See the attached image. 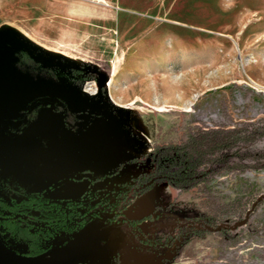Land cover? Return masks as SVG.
Wrapping results in <instances>:
<instances>
[{
  "label": "rangeland",
  "instance_id": "obj_1",
  "mask_svg": "<svg viewBox=\"0 0 264 264\" xmlns=\"http://www.w3.org/2000/svg\"><path fill=\"white\" fill-rule=\"evenodd\" d=\"M115 1L0 0V28H23L26 43L50 48L52 55L73 53L61 63L98 67L95 92L110 70L109 96L123 107L103 93L89 99L94 126L86 134H98L83 144L92 156L81 158L86 160L81 164H71L72 158L65 170L109 166L193 120L264 123V0H120L128 11ZM117 14L127 17L116 21ZM21 59L32 62L25 53ZM92 82L78 86L85 91ZM181 89L188 94L178 100ZM170 94L174 99L163 97ZM261 131L236 144L223 165L212 167L205 187L193 190L196 202L202 200L207 214L220 220H235L250 210L242 226L200 239L206 249L191 242V259L197 248L202 251L198 264H264ZM72 137L65 131L60 143Z\"/></svg>",
  "mask_w": 264,
  "mask_h": 264
},
{
  "label": "flooded vegetation",
  "instance_id": "obj_2",
  "mask_svg": "<svg viewBox=\"0 0 264 264\" xmlns=\"http://www.w3.org/2000/svg\"><path fill=\"white\" fill-rule=\"evenodd\" d=\"M98 69L78 65L65 75L80 85L96 79ZM93 116L88 110L68 113L63 122L87 127ZM232 126L193 120L109 166L77 165L54 185L1 181L0 240L15 254H44L56 264H198L202 251L197 248L191 259V242L206 249L200 239L240 227L250 214L248 208L241 218L220 220L193 193L236 147L205 151V131Z\"/></svg>",
  "mask_w": 264,
  "mask_h": 264
},
{
  "label": "water",
  "instance_id": "obj_3",
  "mask_svg": "<svg viewBox=\"0 0 264 264\" xmlns=\"http://www.w3.org/2000/svg\"><path fill=\"white\" fill-rule=\"evenodd\" d=\"M24 33L26 30L19 26L0 28V182L54 185L69 174L64 165L89 154L83 141H94L98 134H86L93 122L87 127L67 128L63 116L84 110L94 113L89 99L99 93L115 103L108 92L110 70L97 84V91L89 94L66 78L65 71L78 67L61 63L70 59L72 52L52 55L50 48L26 43L29 39ZM22 53L32 62L23 61ZM65 131L73 137L60 145ZM41 256H20L0 240V264H56L50 257ZM120 264L135 263L122 259Z\"/></svg>",
  "mask_w": 264,
  "mask_h": 264
},
{
  "label": "trees",
  "instance_id": "obj_4",
  "mask_svg": "<svg viewBox=\"0 0 264 264\" xmlns=\"http://www.w3.org/2000/svg\"><path fill=\"white\" fill-rule=\"evenodd\" d=\"M248 126L233 125L229 128H210L205 131L203 140L208 143L205 151L213 153V151H218L232 147L238 143L244 142L245 139L253 138L255 134L264 128L263 124H258V122L249 123ZM262 132V131H261ZM209 143H211L209 145Z\"/></svg>",
  "mask_w": 264,
  "mask_h": 264
},
{
  "label": "crops",
  "instance_id": "obj_5",
  "mask_svg": "<svg viewBox=\"0 0 264 264\" xmlns=\"http://www.w3.org/2000/svg\"><path fill=\"white\" fill-rule=\"evenodd\" d=\"M116 2V4H118V5H120V6H122L121 8L123 9V10H126V11H128L127 10V8L125 7V5L123 6V5H121V3H120V0H116L115 1ZM121 10V9H120ZM122 17H127L125 14H123V15H121V17L120 16H118V14H117V18H116V21H117V19H121ZM103 50V49H102ZM182 90V89H181ZM184 91L182 90V93H180L179 95H178V100H182V99H184V97H186L187 96V94L188 93H183ZM136 96H139V95H136ZM136 96H134V97H136ZM133 97V98H134ZM163 97H165V98H167V99H174V96H172L171 94L170 95H166V96H163ZM144 99V98H143ZM144 100H147V99H144ZM165 103H170V102H165ZM172 105H179V104H177V103H171ZM62 144H64V143H60V145H62ZM89 155L88 154H86V156L85 157H88ZM84 157V158H85ZM86 160L84 159V160H81V159H74V160H72L70 163L71 164H81V163H83V162H85ZM63 168H64V166H63Z\"/></svg>",
  "mask_w": 264,
  "mask_h": 264
},
{
  "label": "bare ground",
  "instance_id": "obj_6",
  "mask_svg": "<svg viewBox=\"0 0 264 264\" xmlns=\"http://www.w3.org/2000/svg\"><path fill=\"white\" fill-rule=\"evenodd\" d=\"M113 73H114V72H113ZM110 81H111V79L108 81V84H107V85L110 84ZM108 87H109V86H108ZM85 88H86V89H85L86 92H89V91H90V92H95L94 89H93V86H92V85L90 86V84H88L87 87H85ZM110 97H111V96H110ZM111 98H112V97H111ZM121 105H122V104H121ZM159 109H160V108H159Z\"/></svg>",
  "mask_w": 264,
  "mask_h": 264
},
{
  "label": "built area",
  "instance_id": "obj_7",
  "mask_svg": "<svg viewBox=\"0 0 264 264\" xmlns=\"http://www.w3.org/2000/svg\"><path fill=\"white\" fill-rule=\"evenodd\" d=\"M89 84H90V86H91V85L93 86L94 83L92 82V83H89Z\"/></svg>",
  "mask_w": 264,
  "mask_h": 264
}]
</instances>
